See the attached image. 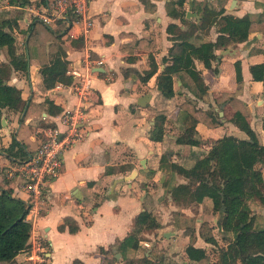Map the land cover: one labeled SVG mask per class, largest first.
I'll return each mask as SVG.
<instances>
[{
  "label": "crops",
  "instance_id": "crops-1",
  "mask_svg": "<svg viewBox=\"0 0 264 264\" xmlns=\"http://www.w3.org/2000/svg\"><path fill=\"white\" fill-rule=\"evenodd\" d=\"M51 1L30 0L18 7L0 0V18L11 13L16 17L11 28L15 60H25L23 69L13 68L6 64L7 54L0 48V62L8 69L4 82L18 89L23 102L20 112H1L0 189L9 188L21 199L26 196L17 187L19 178L5 175V168L20 158L8 157L4 148L14 137L23 144L24 159L37 145L33 136L37 126L48 122L62 129L56 109L77 103L67 84L83 72L84 60L100 62L89 68L91 94L78 124L80 137L62 150L59 173L46 186L44 208L29 222L27 246L14 261L32 264L31 246L39 238L45 246L44 264H195L184 252L187 244L202 248L208 255L205 264H211L215 257L207 251L214 245L201 240L197 228L206 221L217 241L213 226L220 229L219 210L217 214L212 209L207 196L191 200L197 181L191 179V183L175 169H162L159 164L188 169L215 139L223 135L247 139L231 122L233 111L227 100L214 101L222 92L233 93L245 105L248 126L257 143L264 145L262 86L248 71L250 64L264 59V31L251 32L245 40L231 43L234 46L229 44L227 54L214 49L207 68L193 59L204 90L180 70L172 75L173 94L165 98L156 89L155 75L164 67L162 58L172 38L192 44L212 40L217 24L209 21L210 15L201 17L204 8L216 7L219 2L182 0L179 18L167 13L170 0H90L87 16L91 25L84 30L71 12L52 14L48 9ZM262 3L264 0H222L226 13L250 19L261 11ZM46 9L51 16L46 24L59 35L58 49L66 65L56 81L63 84L59 88L44 85L34 49L24 44L33 13ZM169 24L175 28L168 32ZM142 94L147 98L138 104ZM183 100L192 103L196 112L215 114L218 124L197 122L184 127L180 123L184 112L179 108ZM155 121L162 127L159 140L150 138ZM256 166L264 180V158ZM142 211L149 213L156 225L139 227L136 247L125 245L119 250V242L131 233L133 219ZM261 211L262 207L256 212Z\"/></svg>",
  "mask_w": 264,
  "mask_h": 264
},
{
  "label": "trees",
  "instance_id": "trees-1",
  "mask_svg": "<svg viewBox=\"0 0 264 264\" xmlns=\"http://www.w3.org/2000/svg\"><path fill=\"white\" fill-rule=\"evenodd\" d=\"M30 0H6L7 4L23 7ZM43 2V0H40ZM216 7L204 8L203 16L210 15V22L217 24L215 36L212 40L201 41L192 44L179 37H173V42L162 58L165 62L163 69L155 75V86L159 93L168 98L173 94L172 75L182 70L193 81L199 90H204V85L198 71L194 68L193 59L207 68L213 59L214 49H224L231 43L241 42L251 32L264 31V4L255 19L247 15L234 16L225 12L222 0H215ZM171 8L167 13L173 17L181 18L182 0H170ZM176 5V6H174ZM168 6V5H167ZM15 16L0 18V48H4L8 57L6 64L13 68L23 69L25 60L17 62L14 53V38L11 28L16 25ZM175 25L169 24L166 30L169 32ZM60 30L64 29L59 28ZM177 36V35H175ZM58 37L51 27L41 20L32 17L27 26L24 44L32 47L35 52L37 63L40 66V74L46 87H51L61 78L65 70V61L61 58L58 49ZM5 63L0 62V116L2 110L20 112L23 102L19 91L14 86L4 82L8 74ZM235 78L238 80V63L234 64ZM152 69L144 76L148 77ZM251 79L261 82L262 86V110L264 112V59L248 66ZM226 99L232 109L231 122L242 132L247 139H238L230 135H223L215 139L209 146L207 152L194 164L184 169L173 163H160V168L175 169L179 173L197 181L193 186L191 200L199 201L203 196L211 199L212 209L219 210V199L221 192V203L223 210L219 211L218 225L222 231L221 238L226 240L225 245L220 246L217 256L211 264H264V180L256 164L264 158V145L258 144L255 136L245 119L247 113L245 105L237 99L233 93L222 92L214 98L215 102ZM179 108L184 112L180 123L184 127H193L195 123L201 122L206 126H215L218 121L215 114L210 111H197L192 103L183 100ZM60 110L56 109V112ZM55 112V111H54ZM43 123L41 125H50ZM264 127V118L262 120ZM161 124L154 122V130L150 134L152 140H159L162 133ZM193 144L197 140L190 139ZM4 152L10 158L26 156L23 144L11 136ZM107 171V170H106ZM179 188V186H176ZM181 187V186H180ZM174 188V187H173ZM175 189V188H174ZM255 203L262 207L261 212L250 209L249 203ZM25 205L23 200L12 194L9 188L0 189V262L4 264L16 263L14 256L27 246L30 223L24 219ZM156 225L149 213L142 211L133 219L131 233L119 242V250L125 245L135 248L137 238L136 230L144 226L151 228ZM62 224L58 225L61 228ZM197 234L204 242L215 245V239L206 221H201L197 228ZM44 243V242H43ZM184 252L189 260L195 264H205L208 255L200 247L187 244Z\"/></svg>",
  "mask_w": 264,
  "mask_h": 264
},
{
  "label": "built area",
  "instance_id": "built-area-1",
  "mask_svg": "<svg viewBox=\"0 0 264 264\" xmlns=\"http://www.w3.org/2000/svg\"><path fill=\"white\" fill-rule=\"evenodd\" d=\"M90 0H52L48 7L52 14L71 12L76 19L83 23L86 30L91 25L87 16V8ZM33 17L46 23L51 16L47 9L43 12L33 13ZM100 61L84 60V70L75 81L67 84L77 99V103L70 107H63L58 112V119L63 126L60 129L56 124L37 126L33 131L37 145L24 159H17L5 168V175L9 178H19L17 187L26 196L22 199L25 205L24 219L31 223L44 208V193L48 182L54 178L60 170L62 150L80 137L78 124L84 117V103L91 94V79L89 68L91 64L98 65ZM66 85V84H65ZM63 86L61 82H55L53 88ZM32 264H44V244L42 240L34 239L32 243Z\"/></svg>",
  "mask_w": 264,
  "mask_h": 264
},
{
  "label": "rangeland",
  "instance_id": "rangeland-1",
  "mask_svg": "<svg viewBox=\"0 0 264 264\" xmlns=\"http://www.w3.org/2000/svg\"><path fill=\"white\" fill-rule=\"evenodd\" d=\"M12 14H14V13L9 14V17H11ZM249 207H251V210L254 212L260 211V207L257 206L254 202L249 203ZM215 212L218 214V211H215ZM213 232L216 236L217 241L215 242L214 247L211 246V251H210V249H208V251H207L211 258H214L217 256V253L220 249V246L225 245V242H226V240L224 238L220 237V235H222V233H221L222 231L219 228H217L216 224H215V226H213ZM208 264H210V263H208Z\"/></svg>",
  "mask_w": 264,
  "mask_h": 264
},
{
  "label": "water",
  "instance_id": "water-1",
  "mask_svg": "<svg viewBox=\"0 0 264 264\" xmlns=\"http://www.w3.org/2000/svg\"><path fill=\"white\" fill-rule=\"evenodd\" d=\"M187 15V14H186ZM230 46H234V44H231ZM229 47L228 48H224V49H221L219 51V54H227L229 52ZM218 56V55H217ZM147 98V94H142L138 97L137 99V103L138 104H143L144 103V100ZM0 122L2 123V118H0ZM220 193V199H219V211H222L223 210V205L221 203V192Z\"/></svg>",
  "mask_w": 264,
  "mask_h": 264
}]
</instances>
